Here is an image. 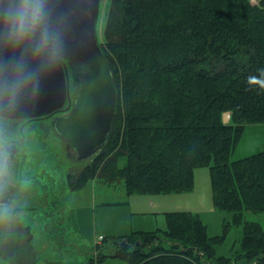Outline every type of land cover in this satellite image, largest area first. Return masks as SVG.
<instances>
[{
	"label": "trees",
	"instance_id": "16d2710c",
	"mask_svg": "<svg viewBox=\"0 0 264 264\" xmlns=\"http://www.w3.org/2000/svg\"><path fill=\"white\" fill-rule=\"evenodd\" d=\"M108 5L98 33L99 8L96 29L116 86L115 123L105 146L67 172L71 189L98 178L122 180L128 195L190 191L194 169L208 165L213 204L236 224L246 211H264V150L229 160L245 125L264 123V88L248 82L264 69V0ZM69 75L76 84L71 68ZM27 152L21 171L35 165ZM21 209H0V255L34 264L32 229L19 222ZM164 214L166 228L104 235L87 264L109 257L128 264H264L263 224L246 221L242 250L224 256L216 250L225 233L207 234L197 213Z\"/></svg>",
	"mask_w": 264,
	"mask_h": 264
},
{
	"label": "rangeland",
	"instance_id": "374dc122",
	"mask_svg": "<svg viewBox=\"0 0 264 264\" xmlns=\"http://www.w3.org/2000/svg\"><path fill=\"white\" fill-rule=\"evenodd\" d=\"M108 4L109 0H100L98 33L106 18ZM71 88L75 93L76 84L72 83ZM223 120L227 122L229 118L225 120L223 117ZM50 121L48 118L44 124L48 126ZM37 131L42 132L40 126L34 130L36 133ZM34 132L26 133L25 145L20 147V152H27L33 148L29 157H32L35 165H29L27 170L26 168L22 170L25 184L16 182L12 186L15 198L9 204V207H28L18 212V218L22 225H30L32 229L31 241L37 257L34 264H87L86 258L91 254L90 250L101 230L121 235L135 228L143 230L166 228L164 212L168 210L197 213L201 221L207 225V234L210 236L224 232V238L216 250L217 255L232 256L242 250L243 226L246 221H256L264 225V211H246L241 222L236 224L232 213L220 210L213 204L211 168L208 165L194 169V184L190 191L128 195L122 180L107 183L98 178L89 180L82 188L72 190L67 181V172L87 159L77 160L71 153L68 154L65 141L52 130L42 139ZM263 150L264 123L246 124L229 160L244 158ZM37 159L39 164L36 163ZM13 164L6 166L8 180L13 173ZM32 167L34 169H31ZM109 200L121 201V204H108ZM54 201L58 209L64 207V223L61 226L49 223L52 215H56L48 214ZM122 214L125 216L126 224L124 221L122 224L119 223ZM0 264L13 263L0 255ZM105 264L128 262L109 257Z\"/></svg>",
	"mask_w": 264,
	"mask_h": 264
},
{
	"label": "water",
	"instance_id": "95a60500",
	"mask_svg": "<svg viewBox=\"0 0 264 264\" xmlns=\"http://www.w3.org/2000/svg\"><path fill=\"white\" fill-rule=\"evenodd\" d=\"M98 5L99 0H63L60 8L74 13L68 37V58L42 82L38 103L26 96L12 106L0 103V116L9 118L36 117L59 111L66 99L70 102V65L77 78L78 91L71 112L57 116L53 124L79 160L89 158L105 146L115 123L116 86L95 29ZM0 55L9 56L11 52L0 49ZM11 200L7 187L0 185V207Z\"/></svg>",
	"mask_w": 264,
	"mask_h": 264
},
{
	"label": "clouds",
	"instance_id": "9594fccd",
	"mask_svg": "<svg viewBox=\"0 0 264 264\" xmlns=\"http://www.w3.org/2000/svg\"><path fill=\"white\" fill-rule=\"evenodd\" d=\"M63 0H0V103L14 105L22 96L38 103L42 82L68 58L72 10ZM248 78L264 88V69ZM3 142H0V149ZM0 176L6 173V154L0 151Z\"/></svg>",
	"mask_w": 264,
	"mask_h": 264
},
{
	"label": "flooded vegetation",
	"instance_id": "af4514ba",
	"mask_svg": "<svg viewBox=\"0 0 264 264\" xmlns=\"http://www.w3.org/2000/svg\"><path fill=\"white\" fill-rule=\"evenodd\" d=\"M63 110L60 111V113H68L69 106L65 105ZM59 113V114H60ZM66 113V114H67ZM58 114V115H59ZM57 116L56 113L48 114L47 116H36V117H25V118H9L5 117L3 115L0 116V142H3V148L0 149V151L4 152L6 154V166H10L14 160H13V151L15 144L17 145L18 151L17 154H20L21 158L26 159V153H21L22 145H24V141L26 138V133H30L31 131L34 132L35 129L40 126L41 133L39 131L34 132L35 135H38L39 137H44L45 135H48L50 131L52 130V120L53 118ZM50 118V125L44 124V121L46 119ZM0 159H4L3 156H0ZM24 161V160H23ZM7 175L6 173L3 176H0V185H4L6 183ZM7 184V183H6ZM8 186V184H7ZM10 189V186H8Z\"/></svg>",
	"mask_w": 264,
	"mask_h": 264
},
{
	"label": "crops",
	"instance_id": "0c3cea01",
	"mask_svg": "<svg viewBox=\"0 0 264 264\" xmlns=\"http://www.w3.org/2000/svg\"><path fill=\"white\" fill-rule=\"evenodd\" d=\"M15 160H16L15 163L14 164L12 163L13 164V167H14L13 168V171H12L13 173L10 175V179L9 180H8V177H7V181H6V183L9 186H11V187L16 182H21V183H23V185L25 184L24 183V180H23V174H22V171H21V166H22V163L23 162H22V160H20V158H16ZM12 188H14V187H12ZM12 195H14V192H12ZM14 198H15V196H14ZM14 198H13V200H14ZM151 200H153V199L151 198ZM107 202H109V201H107ZM151 202H154V201H151ZM12 208H15V207H11L10 209H12ZM63 209H64V207H63ZM63 209H57V211L56 210L54 211V213H57V215L61 218V225H63V223H64ZM120 218H121V220L119 221V223L122 224V222L124 221V223L126 224L125 216L123 214L120 216ZM135 229H140V228H135ZM106 233H110V232H108L107 230H101V232H99V234L97 236H99V235H106ZM123 233H127V231L126 232H123ZM109 235H111V233Z\"/></svg>",
	"mask_w": 264,
	"mask_h": 264
},
{
	"label": "bare ground",
	"instance_id": "6f19581e",
	"mask_svg": "<svg viewBox=\"0 0 264 264\" xmlns=\"http://www.w3.org/2000/svg\"><path fill=\"white\" fill-rule=\"evenodd\" d=\"M228 114H229L228 112H225V113L223 114V117H224L225 120H228V118H229V117H228Z\"/></svg>",
	"mask_w": 264,
	"mask_h": 264
}]
</instances>
